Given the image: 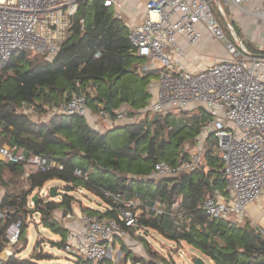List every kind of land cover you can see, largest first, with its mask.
Listing matches in <instances>:
<instances>
[{
	"label": "trees",
	"instance_id": "1",
	"mask_svg": "<svg viewBox=\"0 0 264 264\" xmlns=\"http://www.w3.org/2000/svg\"><path fill=\"white\" fill-rule=\"evenodd\" d=\"M129 30L123 19L115 17L114 9L104 5V0L84 1L75 17L72 36L55 54L17 51L0 64V143L21 148L27 156L44 155L63 164V169L54 167L47 172H34L25 180L23 162L0 160V185L8 186L3 180L6 166L14 174L11 183L14 187L17 185L16 189L6 191L5 203L9 201L11 210L0 220V252L7 245L8 225L26 216L28 195L50 179L58 178L66 182L60 200L39 199L33 209L41 212L46 228L50 226L55 231L68 233L55 218L54 211L62 209L64 215L74 212L79 187L85 192L90 190L114 208V201L103 194L106 189L121 193L127 199L139 198L142 203L139 225L152 228L175 243L185 241L213 264H264V234L259 227L250 220L242 223L211 218L202 209L212 188L228 194L222 177V159L211 147L203 146V162L196 169L170 177H152L154 164L159 160L175 165L191 159L183 146L198 143L200 123L170 120L172 114L165 115L166 123L171 121L165 135L161 118L153 121L147 116L103 132L93 128L81 115L59 112L47 121H35L25 111L24 107L28 106L41 114L47 113L65 100L85 93L94 111L101 107L114 113L127 104L130 115L139 113L152 97L148 85L155 72L143 70L146 59L133 52ZM98 50L102 55L95 58ZM90 85L93 91L86 90ZM192 119L197 120V115ZM152 126L156 127L154 131ZM77 168L88 173V180L75 174ZM25 182L29 190L20 193L19 184ZM70 190L75 193H69ZM156 200L169 208L180 202L177 212L184 213L180 227L169 214L154 216L151 208ZM82 211L99 214L98 209L84 205ZM104 215L117 217L114 209ZM25 231L24 224L22 236ZM50 256L14 258L10 263L42 264L40 260ZM104 264L113 263L106 259Z\"/></svg>",
	"mask_w": 264,
	"mask_h": 264
},
{
	"label": "built area",
	"instance_id": "2",
	"mask_svg": "<svg viewBox=\"0 0 264 264\" xmlns=\"http://www.w3.org/2000/svg\"><path fill=\"white\" fill-rule=\"evenodd\" d=\"M84 1L92 0H0V64L17 51L55 54L72 36L75 17ZM215 1L217 11L224 19L226 5L264 22V0H147L146 18L130 26L129 39L133 52L149 60L143 70L158 75L157 80L149 82L152 97L143 112L169 115L174 110L202 106L213 115L203 125L201 134L216 137L217 153L223 162L222 177L230 199L220 189L212 188L202 209L211 218L234 215L243 219L249 215L248 207L264 195V43L258 44L253 52L243 40H229L213 8ZM104 5L114 9L115 17L124 19L121 0H104ZM80 22L84 29L85 20L82 18ZM202 28L214 39L224 42L228 57L202 69H189L181 61L185 51L179 39L183 37L188 46L196 49L195 57L198 58L201 49L197 44L204 36ZM101 55L102 51L98 50L94 57ZM154 59L161 62L160 68L152 62ZM86 90L93 91L94 88L90 85ZM59 112L81 115L93 123L103 119L107 128L136 121L127 110L112 113L100 107L94 111L85 93L53 108V114ZM202 155L201 151L192 153L190 160L175 165L159 160L154 164L152 177H170L192 171L202 165ZM0 160L23 162L22 178L25 180L34 172H47L54 167L63 169L62 163L47 156H27L23 149L1 143ZM75 174L85 180L89 178L81 168H77ZM13 175L9 167H4L3 180L8 186L0 185V189L7 191L14 186L10 181ZM37 190L38 194H49L44 187ZM84 193L85 189L79 187L75 202ZM103 194L114 201V208L105 204L98 208L96 215L86 212L62 215L64 224L76 221L79 225L78 230L68 231L63 245L80 258H77L80 264H104L111 258L118 239L126 238L133 229L139 230L140 214L136 208L140 201L106 189ZM36 202L32 199L27 206L35 219H41V212L33 211ZM110 209L116 211L117 217L104 215ZM151 209L154 216L169 214L180 227L184 216L182 211L177 212L180 202L169 208L163 201L156 200ZM9 210L10 204L0 205V220ZM24 224V220L18 218L8 225L9 247L6 252L4 250V256L0 255V264H10ZM259 228L264 234V229Z\"/></svg>",
	"mask_w": 264,
	"mask_h": 264
},
{
	"label": "rangeland",
	"instance_id": "3",
	"mask_svg": "<svg viewBox=\"0 0 264 264\" xmlns=\"http://www.w3.org/2000/svg\"><path fill=\"white\" fill-rule=\"evenodd\" d=\"M213 8L215 12L218 14V19L220 20V23L227 33V37L229 40L233 41H241L243 40L245 44L249 47V49L253 52L256 51L257 45L264 43L259 42L257 36L261 39L264 38V22L262 20H259L258 18H255L253 16H247L242 13H240L238 10L234 9L228 10V7L225 5L226 8V18L224 19L222 15H220L217 11V4L216 1L213 5ZM231 26L234 28L232 30ZM212 44L210 46L208 45V49L206 52V55H212L213 58L216 57V53H220L225 49L224 42L218 39H212ZM226 50V49H225ZM203 51H201V54ZM228 55V53H227ZM33 56V54L31 55ZM215 56V57H214ZM152 62L156 64V67L160 68L162 66L161 62L158 59H154ZM146 64H149V60L146 59ZM153 64V63H152ZM158 75H153V80H157ZM151 102V97L148 99L147 104ZM146 107V106H145ZM144 107V108H145ZM25 111L28 112L30 115H32V118L35 121H47L50 117L53 115V110H49L47 113H39L36 112L33 108L25 106ZM130 109V108H129ZM146 112H143V110H140L139 113H136L133 115L135 117L136 121H140L142 119H145V117H149V120H156L157 118H161V121L164 126V133L165 135L169 132V125L171 126V121L166 123L167 114H155V113H149V115ZM170 120H178L183 119L187 123H192L193 121L196 122V124L201 125V130L203 125L210 119L213 118V115H211L205 108L202 106H197L192 109H178L174 110L171 113ZM194 115H197L198 119H192ZM90 125L92 127L99 129L103 132L108 129L105 125V121L103 119H98L97 123H93L92 121H89ZM106 128V129H105ZM156 127L152 126V130L154 131ZM105 130V131H104ZM199 141L194 146V143L186 144L183 146L184 149L190 151L193 149V153L202 151L200 150V146L203 149V146L206 145L204 148L211 147L213 151L216 153L218 152V146H217V140L216 137L211 134L210 137L206 136V134H199L198 136ZM208 137V139H207ZM202 141V142H200ZM206 142V143H205ZM14 178V175L11 179ZM13 186L9 191H12L16 189ZM55 186L56 190L58 192L64 191V188H66V182L62 179L53 178L50 179L45 183L43 186L46 191H49V194H38L37 188L28 195L27 198V204L24 208L25 210V216L24 217V223L26 226V231L24 235L22 236V239L19 243H17L14 247L15 255L11 256V259L14 258H24L28 259L30 257H40L44 255H51L50 259H43L40 260V263L42 264H74L77 260V256L74 253L68 252L64 245L66 240V234L62 233L60 231H55L52 227L47 226V229H43L46 224L42 222V220L39 217L34 218L32 216L31 209L28 208V203L34 198V195L38 194L39 199L49 201L51 199L60 200V196L62 194H58L56 197L50 196V188ZM19 192H27L29 190V185L27 182L23 184H19ZM22 190V191H21ZM69 193H75L74 190H70ZM87 193V194H86ZM87 195V196H85ZM228 199H230V195H228ZM81 198V199H80ZM79 199L81 200L79 202L73 203V207L75 210H82L83 205H86L87 207H90L93 210H97L100 206L105 205V201L99 197L98 195H95L90 190L87 189V192H85L82 195H79ZM259 199L256 201L258 202ZM260 206L257 208V210H250L249 213L251 218L258 219L262 215H264V202L259 204ZM140 205L136 208V211L140 214L142 212V209H139ZM28 211V212H27ZM62 209H56L54 211V216L56 219L62 222L63 226L65 224L62 221ZM249 215L244 217L243 219L238 218L236 216H230L229 220L231 221H239V222H246L247 220H250L253 225L256 226V223L254 220L249 219ZM258 224V223H257ZM138 231V232H136ZM31 236V237H30ZM117 240V239H116ZM61 245V247H60ZM7 247L9 245L7 244L3 251L7 250ZM1 251V252H3ZM109 259L112 261L113 264H195V261L198 257H202L207 264H213L209 258L204 256L201 251L185 241L182 243H175L171 239L166 238L164 235L159 233L158 231L152 229V228H144L141 225H139V230L133 229L130 232V235H128L126 238L118 239L116 241L115 249L112 250ZM0 252V253H1ZM47 257V256H46ZM141 261V262H139ZM12 264V263H10Z\"/></svg>",
	"mask_w": 264,
	"mask_h": 264
},
{
	"label": "crops",
	"instance_id": "4",
	"mask_svg": "<svg viewBox=\"0 0 264 264\" xmlns=\"http://www.w3.org/2000/svg\"><path fill=\"white\" fill-rule=\"evenodd\" d=\"M146 1L147 0H121V3H122L121 10L123 13V18H124L123 20L127 23V25L129 27L136 25V24H139L145 20V18H146V10H145ZM228 10L233 11L234 9L232 7H229ZM202 30L204 32V34H203L204 36H203L202 41H200L197 44V47L200 48L201 51H203V53L198 58L195 57L196 56V49L188 46V44L186 43V40L183 37H180V39H179V42L185 51V54H184V56H182L181 61L189 69H196V70L202 69V68L209 66L210 64H212L213 62H215L218 59L228 57L227 51L225 49L223 51V48H222V51L220 53L215 54L216 55V57L214 56L215 58H213V56L210 54L206 55L208 45L210 46V44H212L211 41L214 38L212 37L211 33H209L208 31H206L203 28H202ZM259 37L257 36L256 39H258L259 42L260 41L263 42L264 38L261 39ZM152 80H153V78H152ZM129 108L130 107L127 104H123L122 107L120 109H118L117 111H122V110L128 111ZM106 131H107V129H106ZM200 142H202V141H200ZM200 150H202L201 146H200ZM193 152H194L193 149L189 151L190 154H192ZM5 197H6V191L4 188H1L0 189V205H2V206L7 205L9 202L8 201L7 203H5ZM135 199L138 200V202L140 201L139 198H135ZM262 202H264V195L259 199L258 202H255L248 207L249 216H250L249 209L250 210H253V209L257 210V208L260 206L259 204ZM140 204H142L141 201H140ZM84 207L87 208L86 205H84ZM81 212H83L81 209L75 210V208H74V213L80 214ZM251 217L252 216H250L249 219H252L258 223V224L256 223L257 227H262L264 229V215H262L258 219H254ZM65 227L67 228L68 231L69 230H78L79 225L76 221H69V222L67 221L65 223ZM0 255L4 256V251L1 252ZM76 262H77V260L75 261V263Z\"/></svg>",
	"mask_w": 264,
	"mask_h": 264
},
{
	"label": "water",
	"instance_id": "5",
	"mask_svg": "<svg viewBox=\"0 0 264 264\" xmlns=\"http://www.w3.org/2000/svg\"><path fill=\"white\" fill-rule=\"evenodd\" d=\"M116 127H119V126H116ZM64 192L63 191H61V192H58L57 190H56V187L55 186H53V187H51L50 188V195H51V197H56V196H58V194H63ZM35 201H38L39 200V197H38V195L36 194V195H34V198H33ZM195 264H207L206 263V261L202 258V257H198L197 258V260L195 261Z\"/></svg>",
	"mask_w": 264,
	"mask_h": 264
}]
</instances>
